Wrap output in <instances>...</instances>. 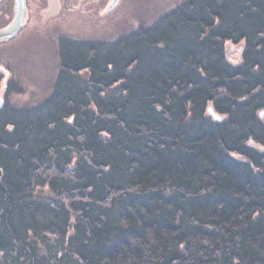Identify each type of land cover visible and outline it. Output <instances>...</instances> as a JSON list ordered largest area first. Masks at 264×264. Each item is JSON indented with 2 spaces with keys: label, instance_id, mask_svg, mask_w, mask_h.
Segmentation results:
<instances>
[{
  "label": "trees",
  "instance_id": "1",
  "mask_svg": "<svg viewBox=\"0 0 264 264\" xmlns=\"http://www.w3.org/2000/svg\"><path fill=\"white\" fill-rule=\"evenodd\" d=\"M150 15L0 75V264H264V0Z\"/></svg>",
  "mask_w": 264,
  "mask_h": 264
},
{
  "label": "rangeland",
  "instance_id": "2",
  "mask_svg": "<svg viewBox=\"0 0 264 264\" xmlns=\"http://www.w3.org/2000/svg\"><path fill=\"white\" fill-rule=\"evenodd\" d=\"M110 1L42 0L41 6L40 1H32L29 9L32 14L41 9V19L31 16L22 22V31L0 41V75L8 82L15 80L21 89V93L9 95L12 103H35L49 93L57 68L55 41L59 36L84 40L115 37L150 22L153 15L145 16L173 2L118 0L109 8Z\"/></svg>",
  "mask_w": 264,
  "mask_h": 264
},
{
  "label": "flooded vegetation",
  "instance_id": "3",
  "mask_svg": "<svg viewBox=\"0 0 264 264\" xmlns=\"http://www.w3.org/2000/svg\"><path fill=\"white\" fill-rule=\"evenodd\" d=\"M16 1L17 0H0V30L7 27L15 18L16 15ZM24 4L22 22L27 21L30 19L31 16H36L38 19H41V9L39 11H34L32 14L31 9L29 6L37 4L40 1V6L42 0H22ZM34 3H33V2ZM64 2V1H63ZM22 27V24H21ZM22 31V28L17 32L19 33Z\"/></svg>",
  "mask_w": 264,
  "mask_h": 264
},
{
  "label": "water",
  "instance_id": "4",
  "mask_svg": "<svg viewBox=\"0 0 264 264\" xmlns=\"http://www.w3.org/2000/svg\"><path fill=\"white\" fill-rule=\"evenodd\" d=\"M118 0H111L109 4V8H112L113 6L116 5ZM23 10H24V4L22 0H17L16 1V15L14 20L4 29L0 30V41L1 40H6V39H11L13 38L17 32L21 28L22 24V16H23ZM208 112L216 119L219 120L220 117L215 115L211 109H208Z\"/></svg>",
  "mask_w": 264,
  "mask_h": 264
}]
</instances>
